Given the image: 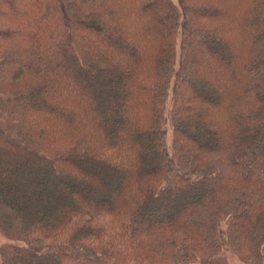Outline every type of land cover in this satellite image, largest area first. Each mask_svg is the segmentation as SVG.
<instances>
[{
    "label": "trees",
    "instance_id": "16d2710c",
    "mask_svg": "<svg viewBox=\"0 0 264 264\" xmlns=\"http://www.w3.org/2000/svg\"><path fill=\"white\" fill-rule=\"evenodd\" d=\"M0 233V264H264V0H0Z\"/></svg>",
    "mask_w": 264,
    "mask_h": 264
},
{
    "label": "rangeland",
    "instance_id": "374dc122",
    "mask_svg": "<svg viewBox=\"0 0 264 264\" xmlns=\"http://www.w3.org/2000/svg\"><path fill=\"white\" fill-rule=\"evenodd\" d=\"M171 140H172V131L168 129V134H167L168 144L171 143ZM5 241H6V238L0 233V245H2ZM226 257H227L228 264H246L231 250H228L226 252Z\"/></svg>",
    "mask_w": 264,
    "mask_h": 264
}]
</instances>
